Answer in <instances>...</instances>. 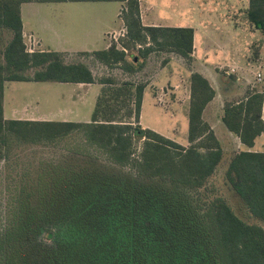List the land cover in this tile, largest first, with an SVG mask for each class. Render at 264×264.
<instances>
[{
	"label": "trees",
	"instance_id": "obj_1",
	"mask_svg": "<svg viewBox=\"0 0 264 264\" xmlns=\"http://www.w3.org/2000/svg\"><path fill=\"white\" fill-rule=\"evenodd\" d=\"M25 2L124 3L119 14L124 34L117 38V42H111L107 49L84 52L94 64L97 62L110 69L118 67L123 72L134 74L144 67L151 54L159 52L169 54V59L175 55L188 69H191L192 63L193 29L143 25L139 0H0V30H7L11 34L8 42L0 46V158H6L18 147L54 144L78 135L110 162L126 166L140 177L155 178L190 192L203 188L218 169L223 170L221 144L202 117L206 105L215 96L202 75L191 72L189 76L188 146L185 147L156 131L140 127L145 83L118 82L110 76L96 79L89 63L66 64L60 59V53L52 51L28 52L23 41L20 16V5ZM244 18L264 36V0H248ZM132 50L136 53L133 54ZM32 68L39 69L30 77L23 74ZM6 81L97 82L103 85V89L96 98L89 122L17 120L4 117L3 92ZM222 122L242 145L251 148L255 138L264 134L263 93L246 90L239 101L225 102ZM134 139H142L141 151L136 158L132 157ZM223 173L230 188L229 197H216L201 208L202 219L210 236V245L204 256H192L190 247L183 241L173 251L149 252L147 240L170 238V241L173 228L179 226L167 221L156 224L155 217L147 209L151 206L139 197L124 192L116 195L109 193L110 197L124 203V211L113 207L115 213L106 207L103 198H99V194L103 193L99 189L86 196L73 191L68 206L80 207L76 217L80 220L85 213L93 212L102 218L96 222H100L103 233L96 236L87 232L88 236L84 238L73 236L78 229L76 221L72 220L60 226V237L53 231L55 225L49 223L43 232L37 233L44 236L42 238L59 241L55 243L58 248L47 254L48 264H108V260L104 262L100 258L102 255L119 256L111 257V264H131L128 256H122L130 253L126 250H135L136 255L131 256V261L134 262L133 256H139L140 264H264V153L240 151L231 156ZM237 208L258 221L257 224L244 222ZM115 217L125 223L121 227L116 226L113 221ZM155 228L157 236L151 234ZM23 230V226L18 227L16 234ZM66 230L72 232L67 238ZM8 236L11 238V235ZM118 239L120 242L116 245ZM177 240L174 239L173 243ZM7 246L6 256L2 255V264H13V244ZM91 254H95L94 261ZM31 263L34 264L33 261Z\"/></svg>",
	"mask_w": 264,
	"mask_h": 264
},
{
	"label": "rangeland",
	"instance_id": "obj_2",
	"mask_svg": "<svg viewBox=\"0 0 264 264\" xmlns=\"http://www.w3.org/2000/svg\"><path fill=\"white\" fill-rule=\"evenodd\" d=\"M143 1L154 5L152 12L155 13L158 12L159 5H164L159 0ZM171 1L175 3V6L163 9V11L176 13L178 17L175 18L176 23L164 19V24L187 25L196 29V54L198 58L201 57V60L208 64L222 62L221 46L226 34L223 30L230 28L226 9L228 0ZM237 1L240 3L245 0ZM229 2L237 4L236 0ZM48 7H51L52 10L48 11L47 14L45 13V16L51 20L48 22H51L52 28L76 43L84 39L83 35H87L85 28L96 30V23L94 24V22H97V15L103 14L113 23L114 20L117 21L116 13L119 9V5L115 2H64L52 3ZM98 8L101 10L96 13ZM39 13L40 11L37 12V14ZM10 36L9 31L0 30V46L3 47ZM29 37L28 40L31 42L27 40L25 42L32 45L30 47L32 51H34V47L35 50H46L44 47L38 46L39 43L34 37ZM115 37H120L118 32ZM107 38L108 40L112 39L109 35ZM244 44L245 58L252 65L244 68L249 76L246 81H242L244 84L243 91L251 89L264 91V76H262L261 81L256 80L254 73L257 67L253 64H259L262 59L254 56V44L247 45L249 40L246 39H244ZM131 52L136 53L135 50ZM60 54V59L66 64L89 61V66L94 68V72L100 74L101 77L112 74L114 76L110 77L118 82L124 79L123 76H119L122 73L118 67L110 69L94 64L90 56L84 53ZM168 57L169 54L162 52L150 55V60L156 65L155 72L153 70L154 74L157 73L160 66L169 61ZM173 57L174 62L176 61L188 69L175 55ZM176 62L164 70V75L160 76L155 86L152 85L150 91L144 92L139 125L141 128L156 131L186 147L188 146L186 113L189 87L185 77V69L180 65L178 66ZM38 69H28L23 74L30 77ZM173 76L179 91H174V81L171 80ZM160 86L161 88H159ZM66 87H68L67 84L57 82L6 81L3 92L5 119L45 121V119L73 118L75 121L89 122L100 91H65ZM80 87L89 89L87 86ZM72 113L77 114L74 116ZM120 114L123 115V111ZM217 133L220 136L221 133L218 129ZM141 144L142 139L133 140L132 157H138ZM223 172L222 169H218L203 188L197 190L198 192H190L155 178L140 177L128 167L110 162L101 152L88 146L78 135H72L54 144L18 147L6 158H0V264L4 262L2 255L7 252V245L12 244L15 251L13 264H32L31 261L34 264H48L47 254L58 248L56 244L59 242H53L50 239L42 238L44 236H39L49 223L52 226L55 225L53 231L60 237H62V233L58 232L60 226L67 225V222L72 220L76 221V229H78L73 236L77 235L84 238L88 236L87 232L96 236L102 234L101 224L96 222L102 218L93 212L85 213L82 215L83 219L80 220L76 218L77 210L80 207L68 206L69 196L73 191L86 196L88 193L99 189H101L99 192H103L99 194V198L104 199L106 207L110 208L111 211L115 212L113 207L124 211L125 207L120 199L119 201L113 196L110 197L109 193L116 195L124 192L146 201L151 206L147 209L155 217L154 222L156 224L167 221L179 226V228H173L170 241V238L147 240L149 252L173 251L177 247L179 248L183 241L186 246L190 247L192 256L202 257L200 255L204 256L210 245V236L202 219L201 208L216 197H224V199L229 197L230 188ZM109 203L110 207H108ZM237 210L238 215L244 213V222L254 224L252 218L248 217L244 210L240 208ZM127 217L134 219L131 216ZM113 221L118 227L125 223L118 217H115ZM22 226L24 230L16 234L18 227ZM55 227H57L56 230ZM38 232L39 234H37ZM65 233L66 238L72 235L71 230H66ZM151 234L157 236V228L151 231ZM8 235H11V238ZM176 238L178 240L173 243ZM119 242L118 239L116 245ZM126 251L130 253L121 255L128 256L131 264H140L141 258L139 256H133L134 262L131 261V256L136 255L135 250ZM91 257L94 261L95 254H91ZM111 257L119 256H100L104 262L108 260V264L113 261ZM206 261L208 262V260Z\"/></svg>",
	"mask_w": 264,
	"mask_h": 264
},
{
	"label": "crops",
	"instance_id": "obj_3",
	"mask_svg": "<svg viewBox=\"0 0 264 264\" xmlns=\"http://www.w3.org/2000/svg\"><path fill=\"white\" fill-rule=\"evenodd\" d=\"M228 0L227 4V14H228V20H230V28L227 30H223L226 32L224 42L222 43L221 49H222V62L214 63V64H208L201 60V57L198 58L197 49H196V29L192 28L191 26L187 25H170V24H164L165 21L172 20L173 23H176L175 18L177 19L178 14L173 12H166L163 11V9H169L175 6V3L171 0H159L164 5H159V10L157 13L152 12L154 5L148 4L147 2L144 3L143 0H139L140 4V18L141 22L145 26H164V27H189L192 28L194 31V40H193V52H192V63H191V69L188 70L181 66L180 63L176 62V64L185 70V77L188 80V87H189V76L191 72H197L200 75H202L210 84L212 89L215 92V96L213 99L206 105L202 117L203 120L209 125V127L214 132L215 137L221 144L222 148V161L221 166L223 165V171L226 170L228 162L232 155L240 152V151H248V152H254V153H264V134H260L257 136L254 140L253 146L251 148H248L244 145H242L239 142V139L233 135L231 132H229L223 122V106L225 102H237L239 101L244 93L246 91H243L244 84L242 81H246L249 75H247V72L244 68L251 67L252 64L247 62L245 58V44L244 39L249 40V44L247 45H253V54L255 57H258L259 59H262V62L256 65V70L260 71L262 76H264V36L259 32V30L255 29L251 24L248 23V21L244 18V10L248 7V0H245L243 2H237V4H231ZM64 3V2H63ZM85 3V2H84ZM92 3H110V2H92ZM113 3V2H112ZM119 5V9L116 13V19L117 21L112 23L110 22L106 16L97 15L98 19L96 23V30L93 31L91 29H86L85 32H87V35H83L84 39L81 40V42L76 43L70 38L67 39V36L61 35L57 31H55L52 28V24L50 19H48L45 16V13L47 14L48 11L52 10L51 7H48L49 4L52 3H38V2H25L20 5V16L22 21V36L23 41L25 43V46L27 48V51L29 49L32 50V45L29 44L28 39H30L29 36L34 37L35 40H37L39 43V47L42 46L46 50H35L34 51H53V52H60V53H90L92 51L97 50H103L107 49L111 42H117V38L115 37L117 35L122 36L125 32L124 26L122 23V20L119 17L121 9L124 7V3L121 2H115ZM227 3V2H226ZM50 8V9H49ZM161 8V9H160ZM101 8L96 9L97 11H100ZM40 11L39 14L37 12ZM155 13V14H154ZM41 17H38V16ZM159 17V18H157ZM171 17V19H170ZM114 19V17H113ZM162 21V22H161ZM175 21V22H174ZM120 32V33H119ZM107 35L112 38L111 40L107 38ZM246 37V38H245ZM29 41L28 44L25 41ZM41 44V45H40ZM40 49V48H39ZM85 64H88V61H81ZM174 57L171 56L169 61L163 65L160 66V68L157 70V73L154 74L156 65L153 63V61L150 60V56L146 59L144 67L134 73L129 74L126 72H123L120 68L122 74H119V76H123V81H131L134 83H138L139 81L145 83V91H150V88L155 86V84L158 82L160 76L164 75V70L170 68L173 66ZM95 64L102 66L101 64L95 62ZM89 66V65H88ZM93 76L97 79L100 78V74H97L94 72V68H91L89 66ZM154 70V72H153ZM262 70V71H261ZM254 73V74H255ZM103 76H114L112 74L109 75H103ZM159 76V77H158ZM230 76H233L235 80L231 79ZM158 78V79H157ZM143 81H142V80ZM171 79V78H169ZM174 81L173 87L175 88L174 91H179L178 84L175 81V77L171 79ZM67 84L68 87H66L65 91H101L103 89V85L99 84L97 82L92 84H72V83H63ZM80 86H87L89 89L81 88ZM161 88V86L159 87ZM143 92V94H144ZM263 93L264 91H258ZM73 114V113H72ZM77 114V113H76ZM73 114L74 116L76 115ZM187 115V113H186ZM75 118V117H74ZM49 121H74V122H80L75 121L73 118L70 119H45ZM188 122V121H187ZM188 125V124H187ZM217 129L221 133L220 136L217 133ZM241 219H244L243 215H239ZM248 217L252 218L249 214ZM254 223H257L254 218L251 219Z\"/></svg>",
	"mask_w": 264,
	"mask_h": 264
},
{
	"label": "built area",
	"instance_id": "obj_4",
	"mask_svg": "<svg viewBox=\"0 0 264 264\" xmlns=\"http://www.w3.org/2000/svg\"><path fill=\"white\" fill-rule=\"evenodd\" d=\"M28 52H33L31 49L28 50ZM255 78L257 81H261L262 80V74L260 73V71H257L255 73Z\"/></svg>",
	"mask_w": 264,
	"mask_h": 264
},
{
	"label": "water",
	"instance_id": "obj_5",
	"mask_svg": "<svg viewBox=\"0 0 264 264\" xmlns=\"http://www.w3.org/2000/svg\"><path fill=\"white\" fill-rule=\"evenodd\" d=\"M231 79L235 80V78L233 76H230Z\"/></svg>",
	"mask_w": 264,
	"mask_h": 264
}]
</instances>
